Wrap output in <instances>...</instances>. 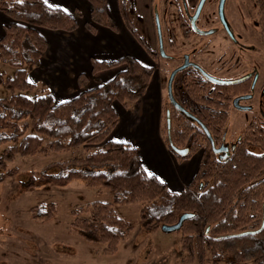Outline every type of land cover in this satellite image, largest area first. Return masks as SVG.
Returning a JSON list of instances; mask_svg holds the SVG:
<instances>
[{"label":"trees","instance_id":"1","mask_svg":"<svg viewBox=\"0 0 264 264\" xmlns=\"http://www.w3.org/2000/svg\"><path fill=\"white\" fill-rule=\"evenodd\" d=\"M254 1L264 14V0ZM88 2V31L94 33L99 25L115 31L105 0ZM118 4L125 25L145 51L153 58L162 55L160 50L149 48L131 24L126 0H118ZM249 9L252 15V6ZM177 10L180 33L188 38L194 30L182 8ZM0 12L11 19L0 37V60L14 69L8 77L0 72V84L8 92L0 97V145H5L0 168L17 155H47L83 147L82 155L48 163L39 179L57 186L81 180L86 186L111 192L110 200H94L71 210V225L86 241L103 244L105 252L115 251L134 224L120 217L114 206L141 203L139 223L144 228L173 225L186 216L177 229L185 264L193 260L195 253L201 259L205 250L212 264H219L225 257L230 258L228 264H264V126L251 121L230 152L216 151L223 141L233 99L250 92L249 77L223 81L197 68L177 73L181 99L164 109L168 134L163 138L177 160L197 151L200 160L187 185L172 191L143 168L136 146L108 138L119 121L113 102L127 107L139 100L153 66L129 53L113 60L92 57V75L110 68L118 71L92 88H86L88 77L78 74L81 91L60 102H55L49 93L29 95L35 84L28 79V69L39 64L47 47L37 27L72 31L78 25L77 19L43 0H0ZM155 19L162 48L165 40L173 47L175 29L168 26L164 34L160 20ZM250 144L259 146L261 152L250 150ZM44 207L47 209L32 207L31 217L51 218L53 208L49 204Z\"/></svg>","mask_w":264,"mask_h":264},{"label":"rangeland","instance_id":"2","mask_svg":"<svg viewBox=\"0 0 264 264\" xmlns=\"http://www.w3.org/2000/svg\"><path fill=\"white\" fill-rule=\"evenodd\" d=\"M157 2L162 32L165 34L168 26L176 31L174 46L165 40V55L157 54L153 61L154 74L162 76V87L165 86L160 123L163 136L168 134L164 109L170 107V101L181 99L179 77L176 75L168 87L169 78L183 60L187 59L188 64L200 72L223 81L255 74L251 93L228 108L223 141L216 148L217 152L228 153L251 121L264 126V14L254 5V0H225L224 19L238 40L234 42L223 28L218 14L219 0H204L195 20L196 27L203 33L186 38L180 33L176 19L177 9L184 8V0ZM197 6L187 8V14L195 15ZM250 6L254 11L252 15ZM163 20H171V23L166 25ZM13 70L12 66L0 60L3 76H11ZM34 84L35 89L28 92L29 95L49 93L44 86ZM7 95L5 86L0 84V97ZM4 146L0 145V154ZM247 147L253 152H261L257 145ZM84 153L85 149L80 147L63 153L17 155L6 163L5 168H0V264H185L182 261L185 252L180 245L181 234L177 230L142 227L139 223L141 203L114 206L120 217L134 224L115 251L105 252L103 244L88 242L78 235L71 225V210L94 200H110L111 192L86 186L81 180L57 186L40 180L39 176L48 163ZM48 204L54 211L51 218L31 217L32 207L44 210ZM229 261L230 258L225 257L219 264H228ZM187 264H212L209 251L205 250L201 259L195 253Z\"/></svg>","mask_w":264,"mask_h":264},{"label":"crops","instance_id":"3","mask_svg":"<svg viewBox=\"0 0 264 264\" xmlns=\"http://www.w3.org/2000/svg\"><path fill=\"white\" fill-rule=\"evenodd\" d=\"M43 1L53 7L66 9L78 22L72 31L37 27L46 40L47 47L39 64L29 70L28 79L44 86L55 102L73 98L81 91L77 83V75L80 73L88 77L86 88H92L111 79L118 71L117 68H110L92 75V57L113 60L129 53L145 65H154L155 58L145 51L125 25L118 0H105L106 8L116 24V30L99 25L94 33L85 27L91 10L88 0ZM197 1L184 0V3L187 8H193ZM157 6V0H126L125 4L131 24L153 50L158 47L155 20L158 15ZM10 22L11 19L0 12V37L3 35L4 26ZM154 69L155 66L146 91L139 100L127 107L117 101L113 102L119 121L108 138L136 146L143 168L165 182L170 190L179 191L195 174L200 151L194 152L186 159L177 160L167 147L160 130L165 86L162 87V76L156 74L157 77ZM182 153H185V150Z\"/></svg>","mask_w":264,"mask_h":264},{"label":"flooded vegetation","instance_id":"4","mask_svg":"<svg viewBox=\"0 0 264 264\" xmlns=\"http://www.w3.org/2000/svg\"><path fill=\"white\" fill-rule=\"evenodd\" d=\"M198 2H200L199 0L197 1V3H196V5L195 6H197V4H199ZM225 2V1H224ZM183 5H184V8H183V13L185 14V16L188 18V20H189V22H190V28L191 29H193L194 30V33L193 34H202L203 32H201V30L200 29H198L197 27H196V25H195V20L197 19V17H198V15H199V12H200V10H199V12H198V14H197V16L194 18V20L192 21V18L194 17V14H187V12H186V10H187V7H185V3L183 2ZM224 6V5H223ZM201 9V8H200ZM186 12V13H185ZM218 14H219V12H218ZM223 18H224V14H223ZM156 20V19H155ZM225 20V19H224ZM222 24H223V28L226 30V32H228V35L233 39V41L234 42H237L238 40H236L235 39V37H234V33L233 32H231V29H230V26L226 23V21H225V24L222 22ZM189 28V29H190ZM156 33H157V25H156ZM157 39H158V50H159V37H158V33H157ZM162 44V43H161ZM165 55V54H164ZM184 61L185 60H183V62L182 63H180V65L179 66H177L176 67V69L175 70H173V71H175V73H174V75H173V77H172V80H171V85L173 84V82H174V80H175V76L177 75V73L180 71V70H182V69H193V68H196V67H193L191 64L189 65L188 64V60H187V64L185 65V66H183L184 65ZM183 66V67H182ZM191 66V67H190ZM213 77V76H212ZM246 77H249L250 79H251V88H250V92L249 93H247V94H244V95H240V96H237V97H235L234 99H236V98H239L238 100H237V102H239V100H240V98L241 97H243V96H246V95H249L250 93H251V91H252V88L254 87L253 86V81H254V78H255V74H251V75H248V76H245V77H242V78H246ZM215 78V77H214ZM242 78H240V79H242ZM217 79V78H216ZM240 79H238V80H240ZM170 84H168V87L170 86ZM234 99H233V101H234ZM174 101V100H173ZM170 102H172V101H170ZM236 102V103H237ZM233 103V102H232ZM220 151H222V150H220ZM224 151V150H223ZM225 153V152H224Z\"/></svg>","mask_w":264,"mask_h":264},{"label":"water","instance_id":"5","mask_svg":"<svg viewBox=\"0 0 264 264\" xmlns=\"http://www.w3.org/2000/svg\"><path fill=\"white\" fill-rule=\"evenodd\" d=\"M203 1H204V0H200L199 4H198V6H197L196 14H195L194 17L192 18V21H193L194 18L197 16V14H198V12H199L201 6H202ZM224 1H225V0H219V4H218V12H219V16H220L222 22L225 24V20H224V18H223V5H224ZM158 37H159V50H160V52L162 53V55H164L163 48H162V44H161V41H160V35H159V34H158ZM186 64H187V59H185V61H184V65H183V66H185ZM183 66H182V67H183ZM174 73H175V71H173V72L171 73V76H170V78H169V84L171 83V80H172V77H173ZM238 99H239V98L234 99L233 102L236 103ZM185 218H186V216L183 215L182 217H180V219L178 220L177 223H175V224H173V225H163V226L161 227V229L164 230V231L177 230V229L180 228V226H181V224H182V222H183V220H184Z\"/></svg>","mask_w":264,"mask_h":264},{"label":"snow or ice","instance_id":"6","mask_svg":"<svg viewBox=\"0 0 264 264\" xmlns=\"http://www.w3.org/2000/svg\"><path fill=\"white\" fill-rule=\"evenodd\" d=\"M51 6V5H50ZM65 11H66V9H65Z\"/></svg>","mask_w":264,"mask_h":264}]
</instances>
